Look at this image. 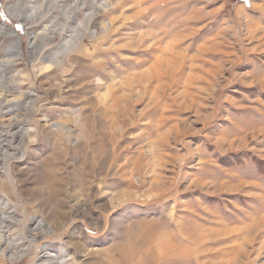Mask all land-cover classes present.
Returning <instances> with one entry per match:
<instances>
[{
	"label": "rangeland",
	"instance_id": "rangeland-1",
	"mask_svg": "<svg viewBox=\"0 0 264 264\" xmlns=\"http://www.w3.org/2000/svg\"><path fill=\"white\" fill-rule=\"evenodd\" d=\"M0 264H264V0H0Z\"/></svg>",
	"mask_w": 264,
	"mask_h": 264
},
{
	"label": "bare ground",
	"instance_id": "bare-ground-1",
	"mask_svg": "<svg viewBox=\"0 0 264 264\" xmlns=\"http://www.w3.org/2000/svg\"><path fill=\"white\" fill-rule=\"evenodd\" d=\"M22 255H24V254H22ZM22 255H20L21 257H22ZM17 258V257H16Z\"/></svg>",
	"mask_w": 264,
	"mask_h": 264
}]
</instances>
